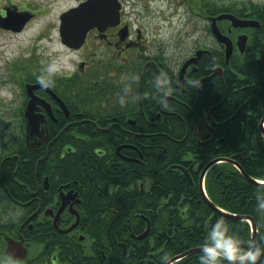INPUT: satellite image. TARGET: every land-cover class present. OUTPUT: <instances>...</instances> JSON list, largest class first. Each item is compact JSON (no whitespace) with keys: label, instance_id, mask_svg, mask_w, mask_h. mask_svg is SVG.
I'll list each match as a JSON object with an SVG mask.
<instances>
[{"label":"flooded vegetation","instance_id":"1","mask_svg":"<svg viewBox=\"0 0 264 264\" xmlns=\"http://www.w3.org/2000/svg\"><path fill=\"white\" fill-rule=\"evenodd\" d=\"M85 1L75 0L71 8ZM117 1V24L91 27L79 47L66 45L58 26L57 46L61 50L45 47L37 56L33 48L34 53L21 66L11 62L7 67L9 76H1L5 77L3 88L8 96L0 99V128L11 129L12 134L3 138L0 132V260L5 264L12 261L4 257V235L15 241L22 237L30 261L37 262L41 257L44 264H84L78 263L81 256L114 264L119 250L125 259L132 258L134 247L125 240L116 241V252L113 226L137 220L129 214L135 205L129 197L136 189L144 190L147 174L142 173L134 184L126 178L131 166L143 165L146 148H151L148 140L154 136L156 147L164 137L176 141L163 133L162 115L174 109L170 102L185 105L179 100L180 95L199 92L201 87L209 86L212 78L223 80L231 60L247 62V50L252 44H256L257 56L264 57V23L248 17L250 12L242 8L241 0H236L234 8L228 6L233 0H212L219 1L217 9H210L211 0H177L174 8H182L187 18L192 16L200 25L196 31L199 35H193L191 40L188 36L185 40L182 30L176 29V34L180 31L177 37H181L178 42L176 35L158 41L156 30L136 18L139 7L148 10L149 4L143 5L140 0ZM166 4L172 8L173 2L166 0ZM19 6L0 5V18L11 11H23L29 18L23 31L35 13L26 2ZM222 14L258 23L234 27L228 19L216 22L219 32L232 43L228 62L226 46L212 32V18ZM0 31L21 32L2 27ZM242 35L246 39L240 50L237 41ZM62 53L72 56L68 65L61 62ZM212 53L222 55V63L210 67ZM41 77L49 81L48 87L41 86ZM158 77L166 78L167 85L158 89ZM193 80L199 86L189 83ZM166 88L171 89L170 95H164ZM28 124L39 130L37 134L27 136ZM171 124L174 123H166ZM148 129L155 132L148 134ZM185 154L180 163L170 167L192 182L191 171L197 168H193L190 151ZM156 155L162 158V154ZM132 170L137 176L143 171L141 167ZM89 210L92 215H88ZM134 215L142 219L146 228L147 216L138 212ZM95 229L99 231L97 236L91 231ZM144 230L128 233L138 240ZM104 233L106 243L102 244L97 239ZM38 240H43L45 252L50 248L58 252L47 258ZM60 252L68 254V263L59 261Z\"/></svg>","mask_w":264,"mask_h":264},{"label":"trees","instance_id":"2","mask_svg":"<svg viewBox=\"0 0 264 264\" xmlns=\"http://www.w3.org/2000/svg\"><path fill=\"white\" fill-rule=\"evenodd\" d=\"M236 3V0L229 1L228 6L234 8ZM240 3L245 11L250 12L248 17L264 23V0H241ZM217 7L219 1L211 0L210 9ZM256 50V44H252L247 50L245 63L231 60L223 80L212 78L209 86L201 87L199 92L194 90L180 95L179 100L185 105L170 102L174 109L162 115V121L165 118L163 133L175 137L176 141L164 137L156 147L152 136L148 140L151 148H146L143 165L129 168L130 175L126 181L134 184L142 173H146L147 186L142 192L138 189L132 191L129 197L135 202L129 214L137 220H132L129 225L116 223L113 226L115 244L125 240L135 251L132 258L125 259L119 250L114 264H167L175 256L200 248L206 236L207 222L210 227L218 219H223L230 232L242 241L251 239L248 222L235 221L212 210L204 202L197 181L208 162L218 157L231 158L236 154H242L235 160L250 177L264 180V139L259 130V120L264 115V57L257 56ZM258 57L260 62H257ZM209 63L210 67L222 63V55L212 53ZM168 122L174 124L166 125ZM154 132L153 129L146 131L148 134ZM254 145L256 155L251 154ZM186 151H190L193 168H197L195 172L191 171L192 182L182 172L170 167L180 163ZM156 154H162V158L158 159ZM183 166L186 167L184 163ZM133 167L143 169L139 176L132 170ZM84 183L92 184L89 180H84ZM204 184L208 198L215 205L228 213L253 218L258 231L257 242L264 240V215L256 212V197L264 195V185L248 182L234 165L226 162L215 164L206 174ZM168 200L170 204H166ZM135 212L143 213L149 220L148 233L140 240L131 238L128 233L145 228L142 219L135 217ZM88 215H92L91 210ZM97 230L91 231L97 236ZM105 237L104 233L97 240L105 244ZM38 244L47 258L58 252L53 248L45 252L43 240H38ZM117 249L116 244V252ZM165 254L168 259L162 262ZM200 254H191L173 264H199ZM67 256V253L60 252L58 259L68 263ZM37 259L40 260L27 259L21 264H44L45 260L41 257ZM79 259L78 263L102 264L100 260L94 262L85 256ZM261 259L264 260V257Z\"/></svg>","mask_w":264,"mask_h":264},{"label":"rangeland","instance_id":"3","mask_svg":"<svg viewBox=\"0 0 264 264\" xmlns=\"http://www.w3.org/2000/svg\"><path fill=\"white\" fill-rule=\"evenodd\" d=\"M23 2L28 3V9L35 13L33 21L18 34L0 31V99L8 96L6 89L3 88L5 77L1 79V76H9L7 67L11 62L21 66L24 59L34 53L33 48L37 51V56L41 55L42 49L45 47H50L52 51L61 50L57 46L59 16L63 11L75 5V0H3L0 5L7 3L9 6L12 3L19 6ZM172 2L173 5L170 8L166 4V0H153L151 2L150 0H140L141 4H149V6L148 10H142L139 7L140 13L136 15V18L147 25L150 30H156L154 35L158 41H167L176 35L175 38L178 40L174 39L178 42L181 40V37H177L181 30L183 35H186L185 40L187 36L189 40L192 39L193 35L196 38L199 35L196 34V31L200 30V25L197 26L192 16L187 18L185 12L182 13V8L181 10L174 8L177 0H172ZM176 29L180 30L177 31V34L175 33ZM71 57V55L62 53L60 60L68 65ZM0 132H2L3 138L12 135L11 129L0 128ZM31 251L35 252L34 250ZM0 264H5L3 259L0 260Z\"/></svg>","mask_w":264,"mask_h":264},{"label":"water","instance_id":"4","mask_svg":"<svg viewBox=\"0 0 264 264\" xmlns=\"http://www.w3.org/2000/svg\"><path fill=\"white\" fill-rule=\"evenodd\" d=\"M119 3L117 0H87L85 2H82L79 4L77 7H74L67 12L63 13L60 16V36L62 38V41L67 44L68 46L71 47H79L80 43L83 42L84 37L86 32L93 26H98V25H115L119 22ZM223 19H228L231 21L232 25L234 27H248L255 24H258L257 22L254 21H245V20H239L237 19L234 15L231 14H222L218 17L212 18V32L217 38L219 42L224 44L226 46V61L228 62V59L231 55L232 52V43L229 38L226 36L222 35L218 28L216 27V22L219 20ZM28 20V17L25 14L22 13H15L11 12L8 13L7 17L4 19H0V27L4 29H10L13 31H20L26 21ZM246 37L244 35L238 37L237 45L239 46L240 50H243L242 47H244V40ZM243 45L242 47L240 46ZM200 55V51L197 52V58L194 60L195 62L197 61L198 57ZM184 71L182 70V75ZM181 75V76H182ZM30 89L29 87H27ZM26 116L30 114V107L26 109ZM259 130L264 138V116L260 119L259 122ZM27 131V136H33L37 134L39 131L37 128H33L28 124V127L26 129ZM35 147H38L36 145ZM252 155H256V147L254 146V151L251 152ZM242 154H236L233 155L231 158H226V157H219L216 158L212 161H210L202 170L201 176H200V192L202 195V198L204 202L216 213L221 214L224 217L231 218L235 221H246L250 225L251 228V239L257 241V227L255 224V221L253 218L249 216H237L231 213H228L215 205L206 195L204 192V187H203V181L204 177L207 173V171L214 166L215 164H218L220 162H227L230 164H233L236 166V168L240 171L242 174L243 178L247 180L248 182L254 184V185H264V183H260L256 179L248 176L245 171L242 169V167L236 162V158ZM208 228V224L206 229ZM149 228L138 237V239L143 238L147 233H148ZM6 238V247L4 249V257L7 258L10 261L14 262H22L27 258V248L24 245V239L20 237L19 241H15L8 236L4 235ZM126 249L127 247L124 246ZM200 252V248H194L191 249L181 255L175 256L171 258L167 264H173L174 262L189 256L194 253ZM132 253V252H131Z\"/></svg>","mask_w":264,"mask_h":264},{"label":"clouds","instance_id":"5","mask_svg":"<svg viewBox=\"0 0 264 264\" xmlns=\"http://www.w3.org/2000/svg\"><path fill=\"white\" fill-rule=\"evenodd\" d=\"M51 71V69H49ZM42 87H48L49 81L43 77L39 78ZM192 86H199L198 81H190ZM162 85H167V80L158 77L156 86L159 89ZM171 89L166 88L164 95H170ZM167 107V105H164ZM256 212L264 215V195L258 194L256 197ZM19 213H17V216ZM199 264H264V240L257 242L248 239L246 242L239 239L230 232L229 226L223 219H218L206 229L204 242L200 247ZM168 256L162 257V262L167 261Z\"/></svg>","mask_w":264,"mask_h":264},{"label":"bare ground","instance_id":"6","mask_svg":"<svg viewBox=\"0 0 264 264\" xmlns=\"http://www.w3.org/2000/svg\"><path fill=\"white\" fill-rule=\"evenodd\" d=\"M256 224V223H255Z\"/></svg>","mask_w":264,"mask_h":264}]
</instances>
